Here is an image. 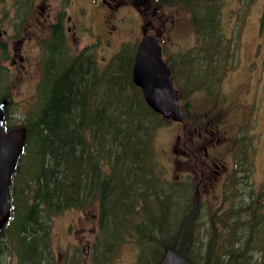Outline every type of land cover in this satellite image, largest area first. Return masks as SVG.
Returning <instances> with one entry per match:
<instances>
[{"label":"trees","instance_id":"16d2710c","mask_svg":"<svg viewBox=\"0 0 264 264\" xmlns=\"http://www.w3.org/2000/svg\"><path fill=\"white\" fill-rule=\"evenodd\" d=\"M165 1L168 6L184 3L192 11L203 40L205 32L220 31L222 0ZM88 56L86 51L80 55L79 69L70 75L68 70L54 77L47 69L38 89L39 107L21 124L26 133L10 183L12 217L0 232H9L8 248L19 264H40L48 245L45 219L82 205L90 195L100 203L101 233L117 230L119 238L127 234L137 244L134 264H158L167 249L192 264H219L200 253L201 204L194 209L187 197L183 206L175 205L169 188L160 187L151 139L159 116L132 82H99ZM15 126L6 111L4 128ZM17 178L25 179L20 187ZM31 182L29 192L25 186ZM111 233L109 239L102 237L115 242L117 235Z\"/></svg>","mask_w":264,"mask_h":264},{"label":"flooded vegetation","instance_id":"af4514ba","mask_svg":"<svg viewBox=\"0 0 264 264\" xmlns=\"http://www.w3.org/2000/svg\"><path fill=\"white\" fill-rule=\"evenodd\" d=\"M163 3L165 0H0V63L9 59L12 68L31 67L32 58H29L33 55L29 53L38 52L41 55V78L37 92L48 72L56 77L69 70L67 74L70 75V70L74 72L79 69L80 55L85 51L92 60L90 49L99 39L106 42L103 49L114 44V49L120 47L121 33L125 29L133 32L134 27L128 16L137 19L139 40L143 35L158 32L162 47L165 31L174 26V21L169 19L172 6ZM249 9L250 6L243 13L242 23L248 19ZM238 19L233 14L231 21L235 24ZM258 30L259 35L264 33L261 23ZM238 33L231 29L212 33L214 40L210 61L207 54L202 60L204 71L208 73L211 68L202 80L206 106L202 126L195 138L201 140L197 145L201 150L199 171L202 191L207 200L204 208L201 204L202 230L206 225V231L209 233L211 227L213 232L209 236L208 233L204 235L203 243L207 254H210L209 242L215 235L222 242L217 226L232 238V241H229V237L223 243V248L217 244L214 251L218 261L223 264L251 254L250 244L242 249L238 243L246 234L249 242L253 238L252 231L257 225L256 209L261 203L257 189H264V65L261 61L264 53L261 54L259 48L256 50L255 45L252 52H248L242 78L235 81L237 84L223 82L229 73L236 72L239 64V52L235 49L234 54L230 53L233 46H230L229 40ZM81 35L90 39L84 47H80ZM68 55L71 56L70 61ZM2 76L0 73V79ZM241 87L244 95L241 94ZM7 97L10 103L9 95ZM34 112L31 111L27 117ZM195 151L193 148V154ZM177 164L182 166L181 162L174 165ZM93 227L89 229L91 232H94ZM84 240L87 245L83 249L81 262L93 264L96 239L93 238L91 242ZM43 250L44 260L40 264H76L73 257L68 255L64 258L58 255L55 260L48 253V245ZM2 264L10 262L4 261Z\"/></svg>","mask_w":264,"mask_h":264},{"label":"rangeland","instance_id":"374dc122","mask_svg":"<svg viewBox=\"0 0 264 264\" xmlns=\"http://www.w3.org/2000/svg\"><path fill=\"white\" fill-rule=\"evenodd\" d=\"M183 4L177 2L170 9L171 15L169 19L174 21V26L165 31V36L162 40V50L163 56L168 58L172 65L174 87L178 93L179 104L186 109V119L183 123H175L159 117L160 120L158 122L159 118L155 116L158 125L157 128L151 131V139L156 160L154 161L153 168L163 182L160 187L164 191L167 190L166 187L169 188L167 191L170 192V195L173 193L172 202L174 200L173 204L175 205L183 206L182 203L185 202V198L192 197V208L195 209L200 204L203 205V208L207 204L205 193L202 191L201 173L199 171L201 150L197 145L201 143V140H195V138L197 131L202 126L206 106L203 89L204 82H202V79H205L206 75L211 71V68L208 70V73L204 71L203 68L205 67L202 66V60L207 54L209 57L208 61H210V54L213 50L212 42L214 39L211 37L212 34H207V32H205V41L201 39V35L193 25L190 12ZM249 6L248 19H245L244 23H242L241 19H244L243 13ZM246 12L248 13V11ZM233 14H236L239 18L235 24L231 21ZM262 14L264 23V0H222L220 12L222 28L224 32L230 29L239 32L233 36L234 39L229 40L231 41L230 46H233L230 53L234 54L233 52L237 49L240 58L239 64L235 68L237 69L236 72L229 73L223 82L237 84L235 81L242 78L248 52L251 53L255 45L256 50L259 48L260 53H264V33L259 35L258 30L259 20ZM129 18H131V24L134 27L132 28L133 32L131 33L125 29L121 33L123 37L120 47L114 49V44L110 45L108 49H103L106 47V42L103 39H99V42L93 44L92 49H90L95 73L98 75L97 77L104 78L101 82H127L129 78L131 69L130 71L127 69L126 65L128 62L125 60L128 59L132 52L134 54L139 40L137 19L134 16H128ZM168 23L167 27L169 26ZM125 27L128 28V26ZM258 41H261V43L257 44ZM89 42L90 39L86 35H81L80 47L86 46ZM124 48L126 52L121 59L118 56ZM29 55H33L29 58H32L31 67L30 65H26L25 68L20 66L12 68L9 65V59L0 63V65H3V69L0 71L3 75L0 79V96L9 95L11 101L7 107V116L9 121L14 124H22L26 121L25 117L31 111H35L40 104L36 87L41 78V55L36 51H30ZM67 59L70 61L71 56L68 55ZM261 61L264 65V57H261ZM208 66H212L213 68L212 64L209 65L208 63ZM243 91L244 89L241 87L242 95H244ZM193 148L196 149L194 154L192 152ZM179 162H181V167H179L180 164L174 165ZM19 169L22 170V168ZM259 174L260 168L257 172V180H259ZM24 180L21 181L17 178L16 187L17 185L20 187ZM25 188H28L29 192H31L34 184L31 182ZM15 190L18 191V188H15ZM257 197L261 203L258 204L256 209L257 225L252 231L254 233L253 238L249 242L248 235L246 234L244 239L241 237L238 243L242 249H245L248 244L251 246V254L243 256V260L248 264H264V189H257ZM86 198L87 201L80 206L68 207L60 212L56 211V213L51 214L47 233L49 254L53 255L55 260L58 259V255L61 258L68 255L69 257H73V261L76 264H84L81 262L84 255L83 249L87 245L84 239H88L91 242L95 238L96 245L92 259L94 264H96V261L103 263L107 261V264H134L138 254L135 241L128 239L127 234L122 239L119 238L117 230H109L101 234L98 198L90 195H87ZM84 221L86 222L84 223ZM92 227L94 232L90 231ZM217 228V233L220 234V240L222 242L218 241L216 235L214 242L216 245H222L223 248L225 246L223 243L227 242L230 236H227L226 233L221 231L219 226ZM110 231L117 236L114 239L115 242L111 245V247L113 246L112 249L111 247L108 249H111L110 253L108 252V256L104 257V243L106 241L103 240L104 237L102 236L106 234L105 237L107 239L113 237ZM206 233L208 231H206L205 225L204 230H199L198 236L204 237ZM209 233H213L211 227ZM89 234H92V236H88ZM8 239L9 232L4 230L0 235V262L8 261L10 264H17L16 252L14 249L8 248ZM229 241H232L231 237ZM68 242V247H66ZM216 245L215 249L217 248ZM201 253L203 254L204 252L202 251Z\"/></svg>","mask_w":264,"mask_h":264},{"label":"water","instance_id":"95a60500","mask_svg":"<svg viewBox=\"0 0 264 264\" xmlns=\"http://www.w3.org/2000/svg\"><path fill=\"white\" fill-rule=\"evenodd\" d=\"M155 36L144 35L138 44L132 67V81L141 90L147 106L164 119L182 122L184 111L178 104L170 69L161 55ZM22 127L4 131L3 104H0V230L10 217L9 183L18 156L23 149ZM159 264H190L177 252L168 249Z\"/></svg>","mask_w":264,"mask_h":264},{"label":"bare ground","instance_id":"6f19581e","mask_svg":"<svg viewBox=\"0 0 264 264\" xmlns=\"http://www.w3.org/2000/svg\"><path fill=\"white\" fill-rule=\"evenodd\" d=\"M35 174V173H34ZM157 212V211H156ZM181 255V254H180Z\"/></svg>","mask_w":264,"mask_h":264}]
</instances>
